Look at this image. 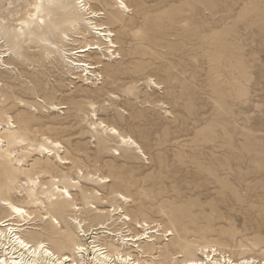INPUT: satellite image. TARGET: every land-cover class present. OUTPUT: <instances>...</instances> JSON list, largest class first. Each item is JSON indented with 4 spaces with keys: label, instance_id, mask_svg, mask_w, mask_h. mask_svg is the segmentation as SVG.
Here are the masks:
<instances>
[{
    "label": "rangeland",
    "instance_id": "rangeland-1",
    "mask_svg": "<svg viewBox=\"0 0 264 264\" xmlns=\"http://www.w3.org/2000/svg\"><path fill=\"white\" fill-rule=\"evenodd\" d=\"M86 1L103 13L93 21L107 25L118 45L98 82L83 85L63 54L98 39L82 6L59 26L65 40L49 37L53 48L26 40L21 51L5 52L11 68L0 76V128L11 116L8 123L31 147L10 142L18 157L0 159V196L9 192L24 203V191L6 180L18 160L24 168L18 184L38 173L45 184L76 177L80 168L110 176V188L130 198L122 206L132 218L173 230L165 242L183 257L155 253L154 264H179L205 244L233 258H263L264 0H124L129 9L119 21L110 19L113 0ZM25 7L24 0H8L0 17L11 24ZM149 78L159 88L150 89ZM7 80L15 83L13 95ZM43 101L65 108L51 111ZM90 103L97 106L93 114L142 151L120 149L114 137L100 145ZM44 137L61 143L57 153L69 165L40 151ZM44 191L39 187V198L47 203Z\"/></svg>",
    "mask_w": 264,
    "mask_h": 264
},
{
    "label": "bare ground",
    "instance_id": "bare-ground-1",
    "mask_svg": "<svg viewBox=\"0 0 264 264\" xmlns=\"http://www.w3.org/2000/svg\"><path fill=\"white\" fill-rule=\"evenodd\" d=\"M7 1L0 0V7ZM24 1L25 9H18L16 16L11 19V24H6L5 18L0 17V76L11 68L4 60L8 55L5 54L6 51H21L22 43L26 40L41 42L46 49L53 48L54 42L49 37L55 36L65 40L67 34L59 26L79 15L82 6L87 15V22L92 25L93 33L98 39L85 43L76 50L64 51L63 54L69 60V70L75 71L72 74L85 81L83 85L98 82V79L102 78L100 69L103 67V61H110L119 54L118 45L113 39L115 34L104 23L93 21L103 13L93 9L86 0ZM113 2L110 19L119 21L120 11H128L129 8L124 0ZM121 4L124 6L121 7ZM15 53L20 56V52ZM72 56L84 57L87 60ZM10 60L11 63H16L15 60ZM148 80L147 86L150 89L151 86L159 88L153 79ZM5 85L13 95V80H7ZM36 86H39L38 83L26 87V90ZM57 91L52 88L53 93ZM2 96L0 94V97ZM109 96L119 99L115 94ZM43 103L51 111L65 108V105L55 102ZM90 107L93 114L97 106L90 103ZM93 115L94 121L91 123L95 132L100 135V145L107 138L114 137L117 139L118 148H137L142 151L133 137L120 133L115 126L100 120L96 113ZM6 116L3 132H0V159L10 162L18 157V151L11 147L10 142L12 145L25 144L28 148L31 145L20 138L17 126L8 123L12 117ZM21 120L25 123L27 118L23 117ZM98 129L100 131H97ZM43 139L45 144L39 147L42 153L44 151L47 156L54 154L60 164L71 162L57 153L60 142L48 137ZM116 150L117 148L112 149L113 152ZM117 153L119 154V151ZM18 162L20 161L12 167L13 175H7L6 180L14 183L19 193L24 191V203L14 201L9 192L0 196V264H154L155 253L171 254L173 259L183 257L170 253L173 247L166 243L170 239L169 236L174 235L173 230H154L155 226H150L145 219L132 218L124 210L122 205L130 198L121 191L110 188V176L84 173L82 169L77 168V178L71 175L64 176L62 180L52 177L49 183L45 184L42 182L43 174L38 173L35 177H27L26 182L18 184L17 174L24 171L23 163ZM82 180L93 183V186L84 185ZM106 185L109 189L105 191ZM39 187L45 190L47 203L39 198ZM8 188L4 185L3 189L9 191ZM105 198L114 200V203L106 205L108 200ZM179 264H264V257L233 258L217 251L214 245L205 244L198 247L193 255L181 259Z\"/></svg>",
    "mask_w": 264,
    "mask_h": 264
},
{
    "label": "snow or ice",
    "instance_id": "snow-or-ice-1",
    "mask_svg": "<svg viewBox=\"0 0 264 264\" xmlns=\"http://www.w3.org/2000/svg\"><path fill=\"white\" fill-rule=\"evenodd\" d=\"M124 5L123 4H121V7H123Z\"/></svg>",
    "mask_w": 264,
    "mask_h": 264
}]
</instances>
